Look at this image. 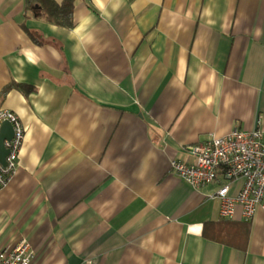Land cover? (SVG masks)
<instances>
[{
  "label": "crops",
  "instance_id": "crops-1",
  "mask_svg": "<svg viewBox=\"0 0 264 264\" xmlns=\"http://www.w3.org/2000/svg\"><path fill=\"white\" fill-rule=\"evenodd\" d=\"M25 5L0 0V111L26 129L0 249L25 240L33 264H264V210L217 219L218 185L171 171L210 134L264 130V0H76L79 47ZM222 221L233 241L204 237Z\"/></svg>",
  "mask_w": 264,
  "mask_h": 264
},
{
  "label": "built area",
  "instance_id": "built-area-1",
  "mask_svg": "<svg viewBox=\"0 0 264 264\" xmlns=\"http://www.w3.org/2000/svg\"><path fill=\"white\" fill-rule=\"evenodd\" d=\"M10 122L14 137L5 142L9 154L6 166L0 164V191L8 186L16 175L19 157L23 148L26 129L15 113L0 111V127ZM192 163L171 161V171L198 191L204 187L218 185L217 190L207 196L214 202V217L234 220L241 209L243 222L251 223L258 212L264 210V130L235 129L218 137L210 134L206 142L192 146L188 151ZM242 181L237 192L235 183ZM36 255L31 245L23 240L12 248L0 249V264H33Z\"/></svg>",
  "mask_w": 264,
  "mask_h": 264
},
{
  "label": "trees",
  "instance_id": "trees-1",
  "mask_svg": "<svg viewBox=\"0 0 264 264\" xmlns=\"http://www.w3.org/2000/svg\"><path fill=\"white\" fill-rule=\"evenodd\" d=\"M25 2L26 18H28V14L30 13L35 18L44 20L52 25L66 29L74 28L76 0H63L62 5L56 3L54 0H25ZM13 89H22V86L14 82L10 83L2 90L1 98H5ZM244 224L248 225L247 223ZM233 226L235 225L229 221H222L220 223L208 222L204 225L203 235L205 238L214 241H221L224 238L233 241V234L236 236L233 232ZM242 237V240H247L248 231L244 232Z\"/></svg>",
  "mask_w": 264,
  "mask_h": 264
},
{
  "label": "water",
  "instance_id": "water-1",
  "mask_svg": "<svg viewBox=\"0 0 264 264\" xmlns=\"http://www.w3.org/2000/svg\"><path fill=\"white\" fill-rule=\"evenodd\" d=\"M14 137L13 125L6 121L0 127V164L6 166V159L9 154L8 149L5 147L6 141H11Z\"/></svg>",
  "mask_w": 264,
  "mask_h": 264
},
{
  "label": "clouds",
  "instance_id": "clouds-1",
  "mask_svg": "<svg viewBox=\"0 0 264 264\" xmlns=\"http://www.w3.org/2000/svg\"><path fill=\"white\" fill-rule=\"evenodd\" d=\"M57 3L60 4V5H62V0H57ZM78 31H79V25H77L76 27L68 30V36H69V38L70 39L71 38L77 39V47H79L81 45V43H86V41H80L78 38L74 37V33L78 32ZM74 54H76L77 56H79L78 53H75V49H74ZM77 76H78V74H77ZM38 90H39V87H38ZM49 95L51 96L53 94L50 93Z\"/></svg>",
  "mask_w": 264,
  "mask_h": 264
}]
</instances>
